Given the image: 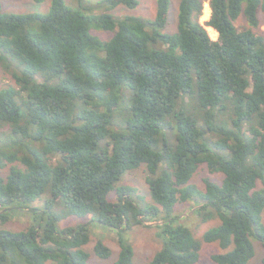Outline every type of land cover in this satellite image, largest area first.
Segmentation results:
<instances>
[{
  "label": "trees",
  "instance_id": "1",
  "mask_svg": "<svg viewBox=\"0 0 264 264\" xmlns=\"http://www.w3.org/2000/svg\"><path fill=\"white\" fill-rule=\"evenodd\" d=\"M77 3L50 0L46 13L0 3V64L14 82L0 88V264H95L88 226L57 225L88 215L116 230L113 264H133L124 233L151 223L162 246L144 264H196L202 241L222 250L213 264H246L254 240L264 264V35L252 29L264 0H209L216 39L199 21L202 0H179L173 34L170 0H156L152 19ZM241 14L249 27L238 29ZM202 164L221 180L192 182ZM142 165L151 202L141 204L121 181ZM183 203L218 220L202 239L179 222ZM29 213L25 227H5ZM93 251L111 254L99 239Z\"/></svg>",
  "mask_w": 264,
  "mask_h": 264
},
{
  "label": "rangeland",
  "instance_id": "2",
  "mask_svg": "<svg viewBox=\"0 0 264 264\" xmlns=\"http://www.w3.org/2000/svg\"><path fill=\"white\" fill-rule=\"evenodd\" d=\"M65 3L71 7H77V0H64ZM203 9L199 21L205 26V22L210 16L209 0H202ZM4 12L7 13H28V12H41L46 13L49 10L50 0H44L37 3L33 0H0ZM84 5L91 7L94 13L108 12L114 16H140L143 19L154 18L156 11V0H138V4L134 8H127L123 5H118L113 9H107L101 0H83ZM179 0H170L169 10L167 14V22L163 28L164 32L175 33L177 31V10H178ZM209 9V10H208ZM258 16V26L252 27V29L260 34L264 35V6L259 9ZM234 25L238 29H243L249 27V24L244 17V15H239V17L234 20ZM209 35L212 39L217 38V32L208 26H205ZM92 33L102 40H107L112 33L101 29H92ZM8 84H14L12 75L9 69H6L0 64V88ZM8 165L0 170V174L4 175L7 171ZM210 178L215 181H220L222 174L219 172L210 173L207 167L202 164L197 169L196 173L193 175L191 181L196 183L199 187L203 186L204 178ZM122 184L129 185L134 188L132 193V199L142 203L151 202L148 195V186L145 182V166L142 165L136 169L128 171L123 180ZM258 187H264V181L258 182ZM116 194L112 191L108 194L110 200L115 199ZM36 204V203H35ZM193 203H183L178 204L175 208V213L179 215V222L187 226L198 239H202V234L208 228L214 226L217 219H211L207 221H202L201 218L195 213ZM195 214V216H194ZM14 216L5 227L11 229H19L25 227L28 223H31L35 219V214L29 213L25 217ZM91 215L85 217L78 216H68L64 219L58 221L57 225L59 227L76 225V224H86L90 230V240L83 248L89 252V261L95 264H113L117 259L119 246L117 242L116 230L111 229L103 224L91 220ZM262 217L264 218V210L262 212ZM159 228L154 224L150 225H134L132 228L124 233L126 240L133 247V264H144L146 261L150 260L154 253L159 250L162 246V238L158 235ZM99 239L105 245H107L111 254L107 258H101L97 256L93 251L94 243ZM254 254L247 261L246 264H263V249L261 245L254 240ZM217 242H204L202 241L199 250V259L196 264H213L211 260V255L213 253L221 252ZM46 264H51L46 262Z\"/></svg>",
  "mask_w": 264,
  "mask_h": 264
},
{
  "label": "bare ground",
  "instance_id": "3",
  "mask_svg": "<svg viewBox=\"0 0 264 264\" xmlns=\"http://www.w3.org/2000/svg\"><path fill=\"white\" fill-rule=\"evenodd\" d=\"M209 10V9H208Z\"/></svg>",
  "mask_w": 264,
  "mask_h": 264
},
{
  "label": "crops",
  "instance_id": "4",
  "mask_svg": "<svg viewBox=\"0 0 264 264\" xmlns=\"http://www.w3.org/2000/svg\"><path fill=\"white\" fill-rule=\"evenodd\" d=\"M210 14V13H209Z\"/></svg>",
  "mask_w": 264,
  "mask_h": 264
}]
</instances>
